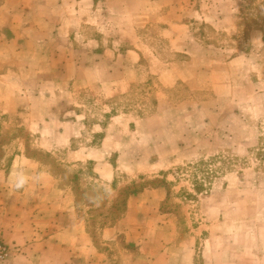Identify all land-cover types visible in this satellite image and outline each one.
Instances as JSON below:
<instances>
[{
    "label": "crops",
    "instance_id": "1",
    "mask_svg": "<svg viewBox=\"0 0 264 264\" xmlns=\"http://www.w3.org/2000/svg\"><path fill=\"white\" fill-rule=\"evenodd\" d=\"M132 1L0 0V112L38 114L44 125L33 129L41 137L46 135L44 139L24 141L23 149L0 167V241L9 248L0 264H264V219L255 221L254 238L245 236L244 227L232 229L229 237L222 234L224 226L234 222V206L222 201L228 189L218 188L204 200L211 212L209 233L205 238L187 235L175 238L174 227L160 213L166 189L158 185L132 193L116 221L101 227L94 237L88 230L90 219L86 211L90 206L85 210L81 208L76 184L60 183L53 172L44 169L40 159L27 153L28 147L48 152L68 147L63 154L66 162L91 161L94 173L105 181H112L113 166L107 162L114 152L115 168L127 172L120 166L127 158L122 154L123 141L118 139V134L103 136L96 146L70 149L78 142L85 126L76 124L77 127L72 121L66 123L62 119L56 122L50 116L55 115L57 105L67 100L70 90L82 85L110 97L118 85L150 75L160 79L163 74L159 73L158 66L152 68L147 56L144 63L141 52L145 48L152 50L145 31L152 22L158 21L160 13L167 23L162 33L173 36L176 27L183 30L184 49L188 55L182 61L162 62V67L176 72L190 68L194 61L214 63L213 67L196 66V71L204 74L207 67L220 66L222 53L214 52V58L205 55L202 60L195 58L197 52L206 54L212 49L198 48L192 34L187 38L186 29L190 27L185 29L176 22L175 15L182 19L180 7L187 10L183 5L187 0H144L137 16L128 13L126 5ZM220 8V4L216 5L206 14L215 21L219 19L217 11ZM200 9L191 7L183 17L192 19L200 15ZM125 18L130 22L120 21ZM28 51L27 58L21 59L20 56ZM29 55H43L44 59ZM200 86V82L198 89L188 85V96L173 102L175 109H184L188 115L208 111L218 115L236 114V107L228 96H223L220 90H206ZM221 97L226 100L224 106L215 104ZM208 103L212 105L207 111ZM160 107L157 102L155 114L139 120L141 128L138 130L145 138L158 129V123L153 120L159 119ZM52 124L57 125L50 130ZM109 125L104 127L105 131ZM46 132H52L50 138ZM142 140L150 145L157 142L142 137L137 142ZM109 142H112L111 147H108ZM183 148L176 152L186 151ZM207 148H215L208 135L197 136L193 151L199 155ZM254 207L252 204L251 209Z\"/></svg>",
    "mask_w": 264,
    "mask_h": 264
},
{
    "label": "rangeland",
    "instance_id": "2",
    "mask_svg": "<svg viewBox=\"0 0 264 264\" xmlns=\"http://www.w3.org/2000/svg\"><path fill=\"white\" fill-rule=\"evenodd\" d=\"M231 1L187 0L183 4L187 10L180 7L182 19L175 15L179 25L185 29L190 27L186 29L187 38H191L192 34L198 48L206 46L212 49L206 51L207 55L197 52L195 58H214V52L222 53L220 66L215 64V69L207 67L204 74H199L196 66L213 67L214 63L194 61L190 68L184 67L176 72L162 67V62L182 61L188 55L184 49L186 37L183 30L176 27V35L173 36L162 33L167 23L163 13H160L158 21L152 22V26L145 31L152 50L141 49L143 62L146 63L147 56L152 68L157 69L158 66L159 73L162 72L160 79L150 75L118 85L110 97L82 85L74 91L70 90L67 100L57 105L55 115L50 116L56 122L62 119L82 128L85 126L77 138L78 142L73 143L70 149L96 146L103 136L118 134V139L123 141L120 146L122 154L127 158L119 165L127 172L115 168L114 152L107 162L113 166L114 179L105 181L92 171L91 161L66 162L63 154L68 147L53 152L42 151L38 147L27 148V153L40 159L44 169L53 172L60 183L76 184L81 208L85 210L90 206L86 211L90 219L88 230L94 237H97L101 227L116 221L132 193L158 185L166 189L160 213L174 227L175 238L186 235L189 238L206 237L211 212L205 201L218 188L228 189L222 195V201L234 206V222L226 224L222 234L229 237L232 229L244 227L245 236L254 238L255 221L257 218L264 219V0ZM219 4L222 6L217 11L219 19L213 21L206 13ZM143 5L144 0H133L126 6L128 13L137 16ZM161 5L160 11L163 10ZM191 7L201 8L200 15L195 13L192 19L184 18L183 14ZM120 21L125 23L130 19ZM28 54L29 51L20 58L26 59ZM51 54L53 56V52L49 58H52ZM32 57L44 59L43 55ZM199 82L200 87L206 90L217 89L223 96H228L236 107V114L209 112L207 108L212 105L209 103L205 106L208 113L188 115L184 109H175L173 102L188 96V85L197 88ZM225 101L221 97L215 104L224 106ZM157 102L162 106L158 112L160 120H153V123H158V129L145 138L138 130L141 128L139 120L155 114ZM107 124L111 125L105 131ZM38 125H44L42 116L38 114L0 112V167L19 149H23L24 141L44 139L45 133L41 137L33 129ZM56 125L52 124L50 130ZM51 133L46 132L49 138ZM204 134L208 135L215 148H207L203 154L197 155L193 151L196 138ZM139 137L153 138L157 142L153 145L145 140L137 142ZM111 146L112 142H109L108 147ZM182 147L186 151L176 152ZM252 204L254 209H251Z\"/></svg>",
    "mask_w": 264,
    "mask_h": 264
},
{
    "label": "built area",
    "instance_id": "3",
    "mask_svg": "<svg viewBox=\"0 0 264 264\" xmlns=\"http://www.w3.org/2000/svg\"><path fill=\"white\" fill-rule=\"evenodd\" d=\"M8 253V246L0 241V260H3L8 255Z\"/></svg>",
    "mask_w": 264,
    "mask_h": 264
}]
</instances>
